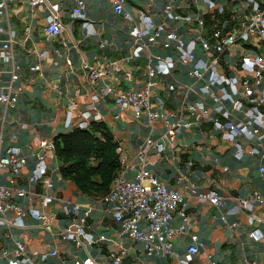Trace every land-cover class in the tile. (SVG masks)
Here are the masks:
<instances>
[{
    "label": "crops",
    "instance_id": "obj_1",
    "mask_svg": "<svg viewBox=\"0 0 264 264\" xmlns=\"http://www.w3.org/2000/svg\"><path fill=\"white\" fill-rule=\"evenodd\" d=\"M51 1L59 3L64 25L57 35L45 31L49 10L44 5L31 8L28 0H16L7 3L4 14L5 25L15 37L11 65L0 59V85L9 84L18 92V100L14 106L0 103V157L16 146L26 162L17 175L0 167V184L11 188L12 200L27 214L23 225H0V264L15 260L17 240L25 243L33 262L44 251H56L42 264H111L112 254L119 253L121 246L124 264H176L194 244L198 252L188 264H264V140L256 143L240 136L243 151L236 154L234 143L213 126V119L236 122L243 119V112L235 110L228 99L214 100L211 92L218 93L216 87L202 91L205 81L190 74L191 62L177 59L173 43L164 33L152 42L148 35L131 34L133 28L142 29L144 18L149 17L189 42L198 33V18L203 17L199 34L213 42L215 8L204 0H123L124 11L129 13L124 17L115 13L107 0H83L81 19L71 16L75 0ZM225 5L239 7L233 0H225ZM169 10L180 17L170 18ZM138 44L142 48L136 55ZM261 50L255 42L238 40L220 56L218 68L241 83L250 82V75L238 68L237 60L243 52ZM38 52L43 55L37 57ZM195 52L202 59L210 57L197 43ZM156 56L175 62L168 73L155 76L154 93L166 108L187 119L186 106L197 100L204 102V109L191 118L190 126L176 133L172 143L163 139L165 125L160 119L149 122L146 115L135 119L131 109H121L114 102L116 92L143 85ZM33 63L40 69L33 70ZM99 68L104 72L92 78L91 70ZM12 74L16 75L13 80ZM105 88L109 92L105 93ZM71 105L75 107L73 116L66 123ZM219 105L229 112L228 118L216 109ZM82 112L89 113L88 122L100 120L109 127L126 155L121 169L124 177L133 178L146 167L166 186L184 195L190 228L174 235L173 254L148 252L141 242L120 234L111 203L84 194L70 180L61 178V162L54 149L41 146L40 141H53L59 133L77 126ZM253 147L257 151H251ZM38 157L46 171L41 179L31 180ZM190 183L196 186V193L190 191ZM209 191L222 197L221 206L198 195ZM254 194L261 200H255L251 209L243 207L240 200H249ZM74 204L79 205L77 215L66 212ZM33 211L38 215L53 212L55 217L46 225ZM4 217L11 221L15 215L8 212ZM180 222L176 213L171 223L177 228ZM75 225H82L86 232L80 243L61 235ZM254 229L262 236H251Z\"/></svg>",
    "mask_w": 264,
    "mask_h": 264
},
{
    "label": "built area",
    "instance_id": "obj_2",
    "mask_svg": "<svg viewBox=\"0 0 264 264\" xmlns=\"http://www.w3.org/2000/svg\"><path fill=\"white\" fill-rule=\"evenodd\" d=\"M16 0H0V59L11 65L12 55L10 52L15 33L5 25L4 14L7 3ZM31 8L44 5L49 10L48 22L45 31L49 35L61 33L64 25L60 16V5L58 2L51 0H28ZM111 2L115 13L123 14L129 17V13L124 11L123 0H107ZM209 7L215 8L212 22V30L215 41L210 42L202 36L199 30L204 26L203 17L198 18V33L196 37L189 42L180 37L173 31H166L165 26L161 23H154L149 17L144 18L145 26L142 29L133 28L131 34L139 37L148 35V41H154L157 36L164 33L166 39L173 43L177 59L180 62H191L190 74L199 80H204L202 91L210 92L211 87H216L218 93L211 92L214 100L228 99L231 106L238 111L243 112V119L233 122L231 120L222 121L218 117L213 119V126L221 130L229 141H232L236 147V154L243 151L242 143L238 137L243 136L249 141L260 142L264 140V0H233L239 7H229L225 5V0H204ZM75 6L72 8L71 16L73 18H84L83 0H75ZM170 18H179L176 13L168 11ZM87 22H83L86 25ZM227 25V28L225 26ZM29 28H25L28 32ZM242 41L244 44L255 42L260 52L247 53L243 52L237 60L238 68L250 75V82L241 83L239 78L234 75H228L220 71L219 58L224 51L231 49L236 41ZM199 44L202 51L210 55L208 59H202L195 52V45ZM142 45L138 44L134 54H138ZM41 57L43 53H36ZM156 64L147 70V79L143 85L136 89L128 91H118L114 94L115 105L121 109H131L135 119L146 115L148 121L160 119L165 125L163 139L170 143L174 140L176 133L182 128L190 126L193 121L192 117L200 110L204 109V102L197 100L190 102L186 106L187 119L180 118L174 110L164 106L162 98L154 93L157 86L155 79L158 73H168L174 66L172 58H161L156 56ZM31 68L39 70L38 63H33ZM103 69H92L90 74L92 78L99 77ZM16 75L11 76L15 79ZM241 87V88H240ZM104 92H109L108 88ZM18 100V92L11 89L8 85H0V103L8 106H14ZM74 105H71L68 111L66 123H70L73 116ZM216 109L227 118L229 112L224 110L221 105ZM82 120L79 121L78 127H86L89 122L87 117L89 113L82 112L78 115ZM40 145L53 148V141L42 139ZM120 161L126 160V155L119 146ZM251 151H257L253 147ZM26 162V158L21 154L20 149L16 146L9 147L3 156L0 157V167H7L17 175L21 167ZM122 169V168H121ZM264 171V166L261 167ZM46 171L44 161L38 157L37 164L31 180L41 179ZM189 189L196 193L197 188L190 183ZM19 194L22 191H18ZM201 199L221 206L222 197L216 191L208 193H199ZM111 203L112 212L115 220L119 223L120 234L125 235L135 241L143 244L146 251L161 252L164 254H173V237L179 232H186L190 228L189 215L186 212L184 204V195L176 189L166 186L155 174L150 172L146 167H141L133 178L124 177L121 171L114 178L110 190L102 198ZM255 200H261L258 194H254L249 200L241 199L240 203L246 209H251ZM79 205L74 204L66 212L77 215ZM8 212H13L15 217L8 221L4 217ZM35 215L42 218L46 225L55 217L54 213L45 215ZM180 217L179 227H174L171 223L175 214ZM27 211L24 207L12 200L11 188L7 185L0 184V225L12 223L14 225H23V218ZM84 221L82 217L79 218ZM147 228V229H146ZM63 238L80 243L82 237L86 235L82 225L65 228L61 231ZM251 236L259 238L262 236L259 229L250 232ZM156 238V239H155ZM198 252L197 244L189 245L183 257L176 264H188L194 254ZM56 254L55 250H48L41 253L39 260L33 262L24 242L15 241L14 255L15 260L10 264H42V260ZM124 247L117 254H112L111 264H124Z\"/></svg>",
    "mask_w": 264,
    "mask_h": 264
},
{
    "label": "trees",
    "instance_id": "obj_3",
    "mask_svg": "<svg viewBox=\"0 0 264 264\" xmlns=\"http://www.w3.org/2000/svg\"><path fill=\"white\" fill-rule=\"evenodd\" d=\"M53 149L61 162V178L92 197L103 198L122 168L119 143L100 120L59 133L53 138Z\"/></svg>",
    "mask_w": 264,
    "mask_h": 264
}]
</instances>
